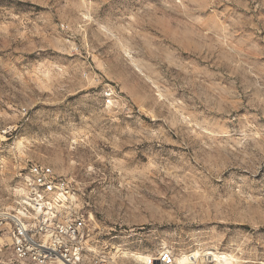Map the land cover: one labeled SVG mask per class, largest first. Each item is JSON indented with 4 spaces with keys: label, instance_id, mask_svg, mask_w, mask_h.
<instances>
[{
    "label": "rangeland",
    "instance_id": "1",
    "mask_svg": "<svg viewBox=\"0 0 264 264\" xmlns=\"http://www.w3.org/2000/svg\"><path fill=\"white\" fill-rule=\"evenodd\" d=\"M34 164L92 264H264V0H0V208Z\"/></svg>",
    "mask_w": 264,
    "mask_h": 264
},
{
    "label": "built area",
    "instance_id": "2",
    "mask_svg": "<svg viewBox=\"0 0 264 264\" xmlns=\"http://www.w3.org/2000/svg\"><path fill=\"white\" fill-rule=\"evenodd\" d=\"M13 207L0 208V264H92L93 234L71 177L34 164L19 177ZM107 258L95 264H109ZM141 264H178L163 250Z\"/></svg>",
    "mask_w": 264,
    "mask_h": 264
},
{
    "label": "bare ground",
    "instance_id": "3",
    "mask_svg": "<svg viewBox=\"0 0 264 264\" xmlns=\"http://www.w3.org/2000/svg\"><path fill=\"white\" fill-rule=\"evenodd\" d=\"M145 258L146 256H144L142 259H139V260H143ZM192 258L196 259L195 264H197V262H199L200 264H218L223 261H232V262L237 261L232 255L219 253L215 251L213 252L208 251L206 253L197 252L196 254H194ZM177 262H178V259H177Z\"/></svg>",
    "mask_w": 264,
    "mask_h": 264
}]
</instances>
